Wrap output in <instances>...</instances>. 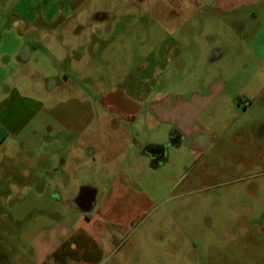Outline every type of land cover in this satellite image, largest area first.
<instances>
[{
    "label": "rangeland",
    "instance_id": "1",
    "mask_svg": "<svg viewBox=\"0 0 264 264\" xmlns=\"http://www.w3.org/2000/svg\"><path fill=\"white\" fill-rule=\"evenodd\" d=\"M198 2L197 12L194 0H0V264H41L33 241L82 188L102 218L121 213L117 257L129 264H264V161L234 162L248 145L218 134L227 120L211 106L197 120L215 135L206 152L170 147L165 165L144 164L139 179L126 169L141 161L126 158V131L138 126L119 117L121 99L143 112L215 79L230 82L226 101L242 88L246 35L264 0ZM46 76L62 84L51 95ZM69 128L81 133L67 137ZM121 171L127 184L114 182ZM54 187L64 189L56 203Z\"/></svg>",
    "mask_w": 264,
    "mask_h": 264
},
{
    "label": "crops",
    "instance_id": "2",
    "mask_svg": "<svg viewBox=\"0 0 264 264\" xmlns=\"http://www.w3.org/2000/svg\"><path fill=\"white\" fill-rule=\"evenodd\" d=\"M194 2L195 10L198 12L200 2L198 0H194ZM230 7H234L232 2L225 3L222 9L228 11ZM234 24L245 29V24H239V22H234ZM257 24L253 34L246 35L245 39L248 51L244 57L247 58L237 74L242 88L236 90L228 101L222 94L230 82L223 78L211 80L208 86L190 91L184 94L181 99L167 97L151 99L144 107L143 112H141L140 104L119 99L121 106L118 108L119 117L126 120L129 125L138 126V129L132 128V131H126V137L131 141V151L127 153L126 158L128 159L133 154L141 163L138 162L134 166L128 164L127 172L139 179L141 178L139 169L144 164L150 170H156L157 167L165 165L168 161L170 147L175 150L185 147L193 154L204 150L206 152L214 142L215 135L208 132L206 127L199 125L197 120L209 106L212 107L213 119L227 120L223 128L221 126L218 128V134L233 131L232 141L244 140L248 145L244 153L232 157L234 162L247 160L250 163H261L264 161V19H260ZM232 25L233 23L230 22V26ZM220 55L219 49L214 50L209 57L210 62H214ZM43 80L55 84L46 89L47 94L50 95L62 85L59 79L54 76H46ZM108 98V94L103 95L101 102L107 103ZM157 127H160L159 132L163 130L166 140H169L171 135H175L177 140L168 146H166L168 143L166 140L164 141L167 142L166 144L157 143ZM161 127L164 128L161 129ZM153 129L156 130L153 131ZM80 133L73 128L66 129L67 137ZM2 142L1 139L0 144ZM157 147L160 148L157 149ZM165 149L166 156H160L161 151ZM59 171V166L54 167L55 174H58ZM128 174L125 171L117 173L114 182L127 184ZM47 190L49 188L44 189L40 196L44 197ZM50 191L54 193L52 195L53 202L63 200V188L54 187ZM74 199L75 197L72 198L73 203ZM88 199L89 209H80L75 203L73 207L65 208L64 206L55 209V222L45 232H42L41 238L33 241L39 248L38 257L40 260L38 261L41 264H129L127 257H117L123 243L116 240L114 235H122L124 223L119 220L121 213L114 210L111 212L114 220L104 219L102 216L108 212L99 215V210L90 209L93 201L90 197ZM108 199L111 200V195L106 196L102 201L107 203ZM131 200L136 204L141 203L140 201L147 203L148 198L135 199L123 196L121 199L122 202ZM110 226L113 228L107 231L106 228H110Z\"/></svg>",
    "mask_w": 264,
    "mask_h": 264
},
{
    "label": "flooded vegetation",
    "instance_id": "3",
    "mask_svg": "<svg viewBox=\"0 0 264 264\" xmlns=\"http://www.w3.org/2000/svg\"><path fill=\"white\" fill-rule=\"evenodd\" d=\"M177 140V137L175 135H171L169 137L168 140V144L166 146H168L169 144H172L173 141ZM166 148V147H165ZM166 149L162 150L160 153V156H166ZM88 193H79L77 197H75L74 199V203L77 207H79L80 209H89V199L87 196Z\"/></svg>",
    "mask_w": 264,
    "mask_h": 264
},
{
    "label": "trees",
    "instance_id": "4",
    "mask_svg": "<svg viewBox=\"0 0 264 264\" xmlns=\"http://www.w3.org/2000/svg\"><path fill=\"white\" fill-rule=\"evenodd\" d=\"M88 192H91V191H89V189L87 188H82L80 191V193H88Z\"/></svg>",
    "mask_w": 264,
    "mask_h": 264
}]
</instances>
